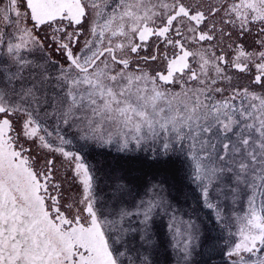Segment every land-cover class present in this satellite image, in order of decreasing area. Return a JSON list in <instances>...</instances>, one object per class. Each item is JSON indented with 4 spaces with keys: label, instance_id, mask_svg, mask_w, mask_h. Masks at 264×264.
I'll list each match as a JSON object with an SVG mask.
<instances>
[{
    "label": "snow or ice",
    "instance_id": "6c2138e0",
    "mask_svg": "<svg viewBox=\"0 0 264 264\" xmlns=\"http://www.w3.org/2000/svg\"><path fill=\"white\" fill-rule=\"evenodd\" d=\"M0 264H264V0H0Z\"/></svg>",
    "mask_w": 264,
    "mask_h": 264
}]
</instances>
